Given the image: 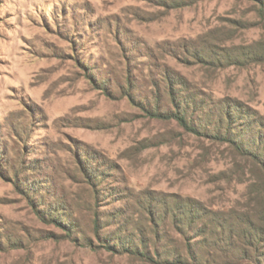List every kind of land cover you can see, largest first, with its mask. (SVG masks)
<instances>
[{
  "label": "rangeland",
  "instance_id": "rangeland-1",
  "mask_svg": "<svg viewBox=\"0 0 264 264\" xmlns=\"http://www.w3.org/2000/svg\"><path fill=\"white\" fill-rule=\"evenodd\" d=\"M165 72L201 100L187 114L195 126L239 103L253 126L238 140L261 149L250 138L264 128L257 0H0V264H149L93 232L97 214L107 237L135 235L146 194L204 209L185 238L167 216L158 251L222 260L211 229L257 206L261 167L226 139L147 115L157 96L174 109ZM96 169L103 184L87 174ZM57 206L77 223L72 238L35 211Z\"/></svg>",
  "mask_w": 264,
  "mask_h": 264
},
{
  "label": "trees",
  "instance_id": "trees-1",
  "mask_svg": "<svg viewBox=\"0 0 264 264\" xmlns=\"http://www.w3.org/2000/svg\"><path fill=\"white\" fill-rule=\"evenodd\" d=\"M260 2L261 8L264 11V0H257ZM165 80V89L169 98V101L173 104L174 109H161L159 105V96L154 98L151 107L142 105L147 115L156 118L171 119L175 118L178 122L187 130L201 134L202 132H209L210 136L217 139H226L233 144L236 149L245 156H248L252 161L259 165L260 171L263 174L260 179V185L258 186L257 197L259 202L257 206L250 207V211L241 213L235 211L233 224L231 220L225 222L216 223V227L211 230L218 234L221 241L224 242L221 248V257L219 263L216 264H264V128L253 129L256 130L254 135L250 137L253 139V146H262L256 152L252 150L253 147L250 143H245L241 139L244 130H249L250 117L252 112H247L246 109L239 103L230 104L226 101L221 102L223 107L219 109V115L215 122V127L206 129L204 126H195L191 118L187 117V114L193 111L190 108H200V104L197 105L201 100L197 96H187L184 93L186 88V81L174 73L165 72L163 75ZM106 81L103 86L107 88ZM237 119L243 120L244 124L233 126V121ZM223 119H227L229 123L224 127ZM246 122V123H245ZM204 130V131H203ZM252 141V140H251ZM263 144V145H262ZM90 174L88 176L93 178V181L103 184L101 178L104 177V171ZM31 188V187H30ZM174 196V195H172ZM142 200L143 214L149 216L148 222L144 223L140 220L138 223L139 227L135 229L138 232L128 236V232L125 231V227L117 229L116 234L106 236L105 233H100L101 222L97 214L93 218V232L98 239L104 243L100 246H104L114 253H127L144 262L149 264H204L201 255L193 253L191 250L186 255H182L180 252H176L175 249L169 251H158L155 245L158 241L168 236L166 218L171 216L172 222L181 237L185 238L192 226L203 218L201 204L197 201H192L190 198L172 197L171 200L158 198L156 195H145ZM158 208H163L162 212L158 211ZM62 209L57 207H49L46 209L35 208L36 214L40 219L54 223L55 225L61 226L66 230V236L72 238L73 231L76 230L77 223L73 221H63L58 215ZM118 214H116V217ZM144 218V217H143ZM147 221V220H146ZM227 223L228 228L223 227ZM230 223V224H229ZM205 228V227H204ZM126 232V233H124ZM132 234V233H129ZM75 240V239H74ZM92 244L91 242H89ZM187 244V243H186ZM154 246V250L151 252L150 246ZM219 248L221 244L214 245ZM261 253H258V252ZM215 260H212V264H215ZM208 263V262H207ZM206 263V264H207ZM211 264V263H210Z\"/></svg>",
  "mask_w": 264,
  "mask_h": 264
}]
</instances>
